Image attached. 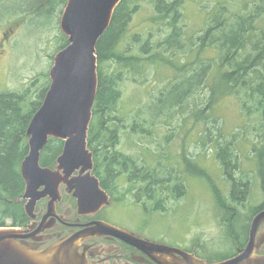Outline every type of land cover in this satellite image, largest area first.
I'll use <instances>...</instances> for the list:
<instances>
[{"label": "trees", "instance_id": "16d2710c", "mask_svg": "<svg viewBox=\"0 0 264 264\" xmlns=\"http://www.w3.org/2000/svg\"><path fill=\"white\" fill-rule=\"evenodd\" d=\"M207 1L205 10L207 26L204 32L198 36L186 37L182 11L185 0H154L158 13L154 22L164 25L169 32L154 44L152 55L140 57L138 52L126 55L131 51V47L124 42L130 23L127 21L136 9L130 8L127 0L116 9L110 27L100 38L97 44L99 87L88 145L94 152L95 174L101 180L102 186L110 192L115 191L117 180L124 175L125 172L122 171L124 166H131L132 163L127 154L113 148L120 132L117 127L128 126V120L123 113H117L118 101L122 95L119 81L123 79L125 71L130 70L138 72V76L141 74L142 77L144 69L154 63L156 65L164 63L182 72L168 80L156 103L158 105L161 102L164 107L162 115L172 114L170 111L179 108L184 110L185 103H191L189 110L182 112L190 113L188 134L192 143L199 145L206 142L218 143L217 139L225 134L222 118L218 117L216 110L221 106L223 99L235 97L239 106L243 107L240 110L241 114L252 112L249 114L252 116L249 118L250 121L239 129L241 131L243 127L244 132L251 129L258 136L253 145L252 156L256 160L257 173L264 186V0ZM58 3H66V0H48L45 10L39 13L41 16L49 17L56 10ZM61 41L59 50L66 45L64 38ZM149 46V41L142 45L145 54L150 52ZM209 49L213 50V57L204 56ZM105 63H110L109 69L112 71L103 73L102 67ZM112 63L120 66L112 68ZM139 67L142 70H139ZM49 84L50 81L45 87L36 90L37 98L33 97L30 89L23 92L0 93V193L3 196L17 198L23 193L21 164L29 152L27 129L32 117L42 105ZM156 114L157 111H153L151 117H155ZM135 122H138V119H135ZM134 126L136 127L135 124ZM218 130L220 133L216 132ZM242 142L245 141L241 140L240 143ZM235 143L231 141L221 143L219 158L224 163V170L227 168L231 171L237 170L243 173L241 176L243 181L249 180L248 171L243 169V160L241 168L239 166V161L243 157L236 152L240 151L243 154V151L240 150L239 143L238 145ZM63 145L62 140L50 138L42 151L41 165L52 167L61 154ZM232 145H236L235 150ZM172 154L176 159L167 164L161 161L157 163L153 159L150 165L152 171L161 167L169 173L168 175L159 174L158 171L156 173L148 171L147 175L137 174L140 180L137 190H142L144 201L155 205L154 209L163 208L165 198L181 196L179 194L181 182L173 187L162 179L171 176L173 179L178 178L174 173L183 167L178 149L172 151ZM120 171L122 172L117 173ZM128 183L131 182H125L123 185ZM148 184L150 186H147ZM248 187L247 184L238 185V189H233L232 198L241 199L246 192L244 189ZM2 204L4 214L12 217L10 212L12 204L7 202ZM22 216L26 214L22 212ZM237 220L238 218L231 220V228L237 225Z\"/></svg>", "mask_w": 264, "mask_h": 264}, {"label": "rangeland", "instance_id": "374dc122", "mask_svg": "<svg viewBox=\"0 0 264 264\" xmlns=\"http://www.w3.org/2000/svg\"><path fill=\"white\" fill-rule=\"evenodd\" d=\"M127 1L130 8L135 7L136 9L127 21L130 23L124 42H127L126 44L131 47V51L126 55H132L134 52H138L140 57L152 55L154 44H157L169 30L165 29L164 25L154 22V18L158 14L154 0ZM46 3L48 0H40L37 3L36 0L33 2L30 0H3L0 2V38L4 34L3 32L9 33L8 39L0 49V93L23 92L30 89L33 97L37 98L36 90L45 87L51 81L50 69L54 64V57L59 51L61 40L66 39L67 36L60 27L63 3H58L52 15L44 17L40 13L45 10ZM207 5V0H185L182 11L183 22L186 24V37L189 35L198 36L204 32L203 30L207 26L205 11ZM11 27L14 29L12 32H10ZM147 41L150 44L148 47L150 52L145 54L142 45ZM204 56L213 57V50L209 49L204 53ZM112 64V68L120 66L116 63ZM109 67L110 63L103 64V73L112 71ZM139 70L142 68L139 67ZM177 73L182 74L179 69L170 65L154 63L144 69L142 77H140L141 74L138 76V72L134 73L133 70H130L125 71L123 79L119 81L122 95L118 101L117 113H123L128 120V126L126 128L122 125L117 127L120 132L117 134L118 138L113 148L127 154L132 163L131 166H124L122 171L125 173L117 180L118 185L113 191L115 194L111 193L118 201L124 203L120 211L123 213V221L127 223L129 210L125 207L126 204L128 205L130 202L144 203L145 207L151 208L143 211L139 207L138 210L130 209L131 216L137 215L139 218L140 214L144 213L139 219L143 220L142 228L147 234H151L155 238L164 236L172 241L180 239L183 235L182 238L188 235L201 238L200 242H202L205 239L212 240L216 236H224L226 233L221 223L226 217L227 210L221 208L218 203L228 204L234 209L236 215H239L238 219L247 221L254 208L264 200L263 181L258 176L256 160L252 156L253 145L258 140V136L251 129L244 132L242 127L240 131L239 127L250 121L249 118L252 116L249 114L252 112L241 114L240 110L243 107L239 106L237 98L227 97L222 100L221 106L216 108L218 117L222 118L225 134L217 139L218 143L206 142L203 145L192 143L188 134L191 118L188 115L189 112H182L184 110L187 112L191 103L186 102L184 110L179 108L170 111L172 114L165 115H162L164 107L161 102L158 105L156 103L161 91L167 86L168 80L176 77ZM153 111H157L155 117H151ZM135 119H138V122H135ZM133 124L136 127H133ZM219 125L220 123H218V127ZM201 131L202 129L199 130V132ZM216 132L220 133L219 130ZM176 140L178 142H175ZM241 140L245 142L240 143ZM229 141L236 142V145L239 143L240 150L243 151V154L236 151L243 157L239 161V166L241 168L243 160V169L248 171L249 180L243 181L241 179L243 173H239L237 170L231 171L228 168L224 170V163L220 160L218 153L221 151V143ZM236 145H232L234 150ZM177 149L183 165V167L177 165L181 170L174 175L178 178L173 179L171 176L162 179L163 182H168L173 187L181 182L183 187L179 190L181 196L173 195L174 198H165L166 202L163 204V208L154 209L155 205L144 201L142 190H137L140 184L137 174L152 171L150 165L153 159L157 163L161 161L166 164L176 159L172 151ZM131 171L134 173L132 174ZM157 171L159 174H169L161 167L152 172L156 173ZM93 172L95 174V159ZM74 174L78 175V171ZM124 181L131 183L123 185ZM158 181L160 180L158 179ZM100 184L102 186L101 180ZM246 184L249 187L244 189L246 190L244 196L238 200L233 199V189H238V185ZM61 190H58L60 198L55 207L62 199ZM65 190L67 194H72L67 187ZM72 196L74 197L73 194ZM47 197L50 198L48 201L50 202L52 197L46 195L40 197L37 204L38 201ZM13 200L14 197L3 196L0 193V227L15 225L13 218L3 213L4 204H2L3 202L13 204ZM133 211H135L134 215ZM22 212L25 214V209H22ZM229 216H232L231 213L227 215V217ZM25 217L22 216V218ZM133 221L131 220L128 224L130 225Z\"/></svg>", "mask_w": 264, "mask_h": 264}, {"label": "water", "instance_id": "95a60500", "mask_svg": "<svg viewBox=\"0 0 264 264\" xmlns=\"http://www.w3.org/2000/svg\"><path fill=\"white\" fill-rule=\"evenodd\" d=\"M122 1L68 0L63 10L60 27L68 36V45L54 57L50 69L51 83L41 107L28 126L29 152L21 164V174L26 183L23 198L29 199L25 205L29 215H32L36 201L46 195L52 197L49 210L53 211L60 198L58 190L61 184L67 185L68 191L73 193L80 213L95 211L109 203L108 194L93 174L94 158L88 148V134L99 85L97 44L110 27ZM50 138L64 141L55 169L42 167L40 163L42 150ZM76 171L78 175H74ZM262 221L264 211L253 219L251 242L234 262L240 263L248 258L254 233ZM96 226L42 250L26 241L30 237L27 229L0 227V264H81L75 244L82 236H89L97 230L116 234L138 246L161 248L169 254L180 252L186 256L178 248L146 241L102 221ZM259 259L264 261V258ZM190 260L199 264L193 256ZM159 261L161 264H175L173 261Z\"/></svg>", "mask_w": 264, "mask_h": 264}, {"label": "flooded vegetation", "instance_id": "af4514ba", "mask_svg": "<svg viewBox=\"0 0 264 264\" xmlns=\"http://www.w3.org/2000/svg\"><path fill=\"white\" fill-rule=\"evenodd\" d=\"M31 2L35 0H30ZM38 1L36 0V3ZM65 7V3H63ZM63 7V9H64ZM63 12V10H62ZM10 32L14 29L11 27ZM4 34L0 38V49L4 46L5 40L8 39V34ZM2 51V50H1ZM133 174L134 172L131 171ZM75 175V174H74ZM134 185L132 184V187ZM67 185L61 184L62 199L57 203L56 207L49 210V197L36 201L35 212L32 215H27L22 218V209L24 210L28 200L22 197L23 194L14 198L12 204V218L14 226L18 228L27 229L30 237L26 239L27 242H32L38 245L37 249L42 250L53 245L66 237H70L75 233L97 227L96 223L102 221L109 225L124 229L136 236L146 240L152 241L160 245H167L168 247L178 248L186 253L174 252L169 254L160 248H150L132 244L116 234L109 232L96 231L89 236H82L77 243V252L80 256L81 264H161L159 260H164L166 263L173 261L175 264H196L190 260V256L197 259L199 264H264V261L259 258H264V221H262L254 233V239L251 245V250L248 258L242 259L240 263L234 262L235 258L245 252V249L251 242L252 222L255 216L264 210V200L254 208L249 215L247 221L238 219L236 226L230 227L231 220L239 218L234 209L228 204L218 203L221 208L227 210L226 217L222 220L221 225L225 228V235L216 236L212 240L205 239L202 242L201 238L190 237L186 235L176 241L162 236L155 238L151 234H147L142 228V221L137 215L131 216V210H138V207L143 210H150L145 207L144 203L130 202L125 207L128 208L127 217L128 223L134 220L129 225L123 221V213L121 203L114 194L106 188L102 187L109 195V203L103 205L100 209L80 213L77 201L72 194H67L65 188ZM43 189V187H41ZM41 189V190H42ZM232 189V186H231ZM4 213V212H3ZM231 213L232 216L227 217ZM135 214V211L132 212ZM234 223V222H233ZM228 229V230H226ZM257 261V262H256Z\"/></svg>", "mask_w": 264, "mask_h": 264}, {"label": "bare ground", "instance_id": "6f19581e", "mask_svg": "<svg viewBox=\"0 0 264 264\" xmlns=\"http://www.w3.org/2000/svg\"><path fill=\"white\" fill-rule=\"evenodd\" d=\"M63 7H64V5H63ZM62 13H63V12H62ZM37 111H38V110H37ZM37 111H36V112H37ZM34 115H35V114H34ZM80 240H81V239H78V241L76 242V244H75L76 247H77V243H78ZM77 253H78V252H77ZM78 255H79V254H78ZM79 261H80V260H79Z\"/></svg>", "mask_w": 264, "mask_h": 264}]
</instances>
